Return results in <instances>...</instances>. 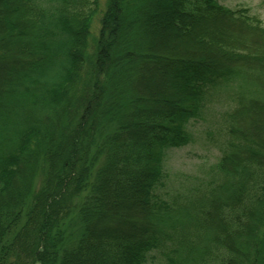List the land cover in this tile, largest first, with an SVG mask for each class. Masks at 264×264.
<instances>
[{
    "label": "trees",
    "instance_id": "1",
    "mask_svg": "<svg viewBox=\"0 0 264 264\" xmlns=\"http://www.w3.org/2000/svg\"><path fill=\"white\" fill-rule=\"evenodd\" d=\"M99 7L0 0V264H264L262 20L217 0H106L93 37ZM222 95L213 177L172 200L166 152Z\"/></svg>",
    "mask_w": 264,
    "mask_h": 264
},
{
    "label": "rangeland",
    "instance_id": "2",
    "mask_svg": "<svg viewBox=\"0 0 264 264\" xmlns=\"http://www.w3.org/2000/svg\"><path fill=\"white\" fill-rule=\"evenodd\" d=\"M222 6L234 10L246 9L252 15L261 18L264 24V0H217ZM106 0H100V13L97 14L92 24L93 37L98 34L99 19L105 10ZM161 36L157 37L159 41ZM175 40L171 38L167 46H174ZM150 78L149 94L158 90V85L162 84L163 73L152 69L148 72ZM234 103L230 99H225L222 95L216 97L205 109L202 117L191 122L189 130L191 132V142L178 149H171L166 152L164 167L168 176V186L166 193L170 198L184 200L188 192L201 185L206 188L207 183L212 179V172L215 170L218 158L223 151L224 138V114L230 111ZM41 179H38V181ZM38 183V182H37ZM75 213L71 216L67 224V239L71 244L77 240L81 232L80 222ZM75 240V241H74ZM69 242V243H70ZM155 257L150 264H160L163 257L158 252H154Z\"/></svg>",
    "mask_w": 264,
    "mask_h": 264
}]
</instances>
